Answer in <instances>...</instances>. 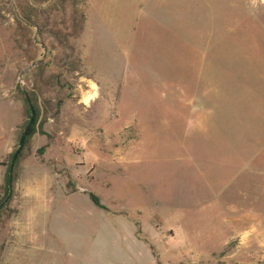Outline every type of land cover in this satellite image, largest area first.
<instances>
[{"label": "rangeland", "instance_id": "rangeland-1", "mask_svg": "<svg viewBox=\"0 0 264 264\" xmlns=\"http://www.w3.org/2000/svg\"><path fill=\"white\" fill-rule=\"evenodd\" d=\"M16 2L0 0V196L25 93L36 120L0 260L21 182L26 216L48 182L61 243L39 215L46 233L12 264H264V0H86L76 37L33 60ZM58 201L73 216L52 223Z\"/></svg>", "mask_w": 264, "mask_h": 264}, {"label": "trees", "instance_id": "trees-1", "mask_svg": "<svg viewBox=\"0 0 264 264\" xmlns=\"http://www.w3.org/2000/svg\"><path fill=\"white\" fill-rule=\"evenodd\" d=\"M85 3L86 0H17L15 4L17 12L14 15L16 26L19 30H21L22 37L25 38L26 43L28 45L35 46V49L31 53V57H29L30 60H33L36 57V43L42 44L44 48H47L48 46L51 47L52 45L54 48H56L57 46L59 47V45L67 44L70 38L76 37L77 31H80L84 21L82 7L85 5ZM66 12L70 13L69 17H64ZM59 14L62 15L60 18L58 17ZM67 22L69 23L67 24ZM64 29L66 31L69 30L70 32H62ZM55 57L56 55H53V59H55ZM42 64V61H40L35 67H41ZM56 66L59 67L58 64H56ZM33 110L35 113L34 105ZM27 114H29L28 117H30L29 108H27ZM35 120L36 119L34 117V121L24 137V142L26 141L27 137H29L35 131ZM20 150L16 157L14 169L20 156ZM14 169L12 180L13 190L17 178ZM8 170L9 165L5 174L4 184L1 186L2 192L0 196V203L4 200L9 192ZM13 190L9 200L0 208V218L8 211L9 202L14 196ZM89 197L94 205L101 206L98 198L95 195L89 194Z\"/></svg>", "mask_w": 264, "mask_h": 264}, {"label": "crops", "instance_id": "crops-1", "mask_svg": "<svg viewBox=\"0 0 264 264\" xmlns=\"http://www.w3.org/2000/svg\"><path fill=\"white\" fill-rule=\"evenodd\" d=\"M38 188H40L38 190L41 191V199L43 198L42 199V205H41L42 210L39 209V211L41 210V213L38 212V214L35 216L34 212H33L32 215L26 216L27 213H24L23 208H24L25 200L27 198H29V190L30 189L28 188V186L26 184L21 182V186H20L21 197L20 198L22 199V203L20 205L19 212L17 213V215L15 216V218L13 219V221L11 223V227H12L11 228V231H12L11 239L8 241V243L4 246V248L2 250V256H1L0 264L21 263V262H19V260L14 259L15 257L18 258V256L15 254H17V253L20 254L19 252H21V253L26 252L29 247L35 245L34 242L38 239L39 235H41L44 232V229H42V231H39L41 226L39 228H38V226L40 225V223L36 224V222L38 220H40V218L38 217L39 215L46 222L45 223L46 231L49 232V230H47V228L49 226L47 224L48 218L46 219L47 214H46V212L44 214V210H43V205L50 204L49 202L46 203V200L49 199V198H47V197H49V183L47 182L45 185L42 186V188L40 186H38ZM56 205H59L61 207L59 201L56 203ZM70 213H71L70 209L65 210L63 207H61V208L57 207L53 210L52 218L50 221H52V223H54V222L60 223L59 220H61L63 218L64 214H66L67 216H73ZM103 217H106V214L100 215V218H103ZM35 226H36V229L38 228L37 230L35 229ZM132 231H133V228H132ZM93 232H95V231H93ZM93 232H92V238L95 239L96 232L95 233H93ZM44 233H46V232H44ZM49 234H50V237H54L55 239H57L56 240L57 243H61V241L57 237V234L51 233V232H49ZM131 237L133 238L134 241H137V242L140 241L134 235H131ZM132 238H130V239L132 240ZM140 242H142V241H140ZM10 254H14L15 256L14 255L11 256V258L8 261H6V258H7L6 256L10 255ZM102 254H104V253L98 252L96 257L93 258V261L98 262V258H101ZM101 264H103V262H101Z\"/></svg>", "mask_w": 264, "mask_h": 264}, {"label": "water", "instance_id": "water-1", "mask_svg": "<svg viewBox=\"0 0 264 264\" xmlns=\"http://www.w3.org/2000/svg\"><path fill=\"white\" fill-rule=\"evenodd\" d=\"M36 63V61L32 62L30 67L34 66ZM26 95V100H27V103H28V106H29V109H30V117H29V120L27 122V124L25 125L22 133H21V136L19 138V141H18V146L17 148L14 150V152L12 153V156H11V161H10V164H9V170H8V187H9V192L7 194V196L4 198V200L0 203V208L9 200L11 194H12V190H13V169H14V164H15V161H16V157H17V154L23 144V141H24V137L26 135V133L28 132L30 126L32 125L33 121H34V110H33V105L29 99V97L27 96V94L25 93Z\"/></svg>", "mask_w": 264, "mask_h": 264}]
</instances>
